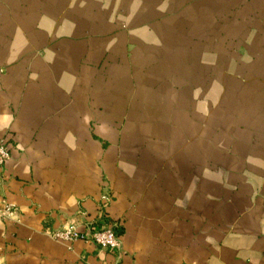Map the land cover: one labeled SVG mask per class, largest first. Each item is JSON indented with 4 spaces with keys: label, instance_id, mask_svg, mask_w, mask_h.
Returning a JSON list of instances; mask_svg holds the SVG:
<instances>
[{
    "label": "crops",
    "instance_id": "1",
    "mask_svg": "<svg viewBox=\"0 0 264 264\" xmlns=\"http://www.w3.org/2000/svg\"><path fill=\"white\" fill-rule=\"evenodd\" d=\"M2 141L0 264H264V0H0Z\"/></svg>",
    "mask_w": 264,
    "mask_h": 264
},
{
    "label": "built area",
    "instance_id": "2",
    "mask_svg": "<svg viewBox=\"0 0 264 264\" xmlns=\"http://www.w3.org/2000/svg\"><path fill=\"white\" fill-rule=\"evenodd\" d=\"M10 158L11 154L7 144L5 141L0 142V166H5ZM18 216V209L13 203L5 202L0 206V217L2 219L18 220ZM85 226V230H80L77 223H72L59 229L47 230L46 232L50 238L56 241L74 243L84 240L93 242L104 249H122V237L117 231L118 225L116 223L102 226L97 222H89Z\"/></svg>",
    "mask_w": 264,
    "mask_h": 264
}]
</instances>
